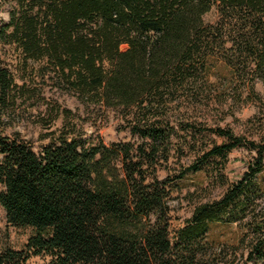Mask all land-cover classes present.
Segmentation results:
<instances>
[{"label": "trees", "instance_id": "trees-1", "mask_svg": "<svg viewBox=\"0 0 264 264\" xmlns=\"http://www.w3.org/2000/svg\"><path fill=\"white\" fill-rule=\"evenodd\" d=\"M0 48L20 50L37 77L74 95L85 115L114 114L136 142L105 145L81 115L55 110L61 129L35 151L0 135V207L8 224L30 228L24 250H0V264H264V123L249 141L254 162L216 201L195 206L170 233L176 180L222 159L241 138L206 150L173 180L159 179L171 157L169 113L205 89L219 55L230 80L264 84V0H0ZM212 7L219 18L205 25ZM11 29V30H10ZM10 30V31H9ZM243 81V82H244ZM20 87L0 65V108ZM236 224L240 233L228 234Z\"/></svg>", "mask_w": 264, "mask_h": 264}, {"label": "rangeland", "instance_id": "rangeland-1", "mask_svg": "<svg viewBox=\"0 0 264 264\" xmlns=\"http://www.w3.org/2000/svg\"><path fill=\"white\" fill-rule=\"evenodd\" d=\"M0 18L2 25L9 22L7 7L1 12ZM218 18L216 7L202 16L205 25H214ZM0 65L7 68L16 86L21 88L13 102L8 101L4 108H0V135L11 138L17 134L37 151L49 142V139H42L41 136L49 132L57 133L61 129L62 118L54 114L55 110L69 109L81 115L80 121L86 133L93 137L99 135L105 145L137 141V137L124 127L119 116L101 113L85 115L74 95L59 90L51 82H42L36 73L38 65L33 62L26 65L23 54L14 46L0 48ZM230 72L229 66L218 55L211 65L206 84L203 80L199 81L205 93L193 100L180 101L176 106L179 111L174 112L173 109L168 115L174 127L172 151L166 169L158 171L159 179L168 175L173 180L182 170L199 162L206 150L226 143L224 138L213 133L217 128L231 132L242 141L224 158L210 159L198 172L187 173L183 179L175 181L178 187L172 190L168 201L171 209V238L186 224L195 206L219 200L254 162L255 153L248 142L257 141L262 132L264 84L255 82L254 93H251L248 82L241 79L231 81ZM261 177L264 178V174ZM258 202L264 204V200ZM232 233H240L236 224L230 225L228 234ZM32 235L30 228L8 224L0 207V250H24ZM50 261V256L31 255L26 264H48Z\"/></svg>", "mask_w": 264, "mask_h": 264}]
</instances>
